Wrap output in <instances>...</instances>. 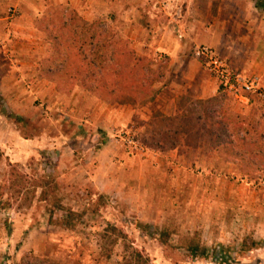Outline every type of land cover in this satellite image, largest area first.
Returning a JSON list of instances; mask_svg holds the SVG:
<instances>
[{
	"label": "rangeland",
	"instance_id": "374dc122",
	"mask_svg": "<svg viewBox=\"0 0 264 264\" xmlns=\"http://www.w3.org/2000/svg\"><path fill=\"white\" fill-rule=\"evenodd\" d=\"M1 5L7 12L0 13V181L11 160L31 185L41 180L46 188L31 186L12 208L0 211V263L19 264L32 255L52 264H131L132 246L151 264H221L213 256L219 247L238 248L253 236L262 246L245 256L230 249L229 264H264V160L255 168L257 177L249 178L234 162L209 157L207 146L166 152L155 147L179 102L199 99L194 91L203 78L184 92L180 83L187 82L175 75L183 59L199 63L204 85L212 89L204 99L216 97L218 107L229 103L242 115L256 111L264 125V99L227 93L194 55L198 46L213 47L233 68L259 76L264 90V57L254 51L264 36V11L253 9L254 0H0ZM248 8L257 14L250 20ZM73 11L110 27L112 39L138 54L168 62L153 102L110 104L81 87L63 91L47 77L48 33L61 32ZM50 182L64 210L54 211L53 194L40 201ZM68 209L82 216L73 230L65 227ZM115 227L126 238L116 240ZM163 232L171 235L170 244L161 243ZM197 232L208 259L184 250L182 236Z\"/></svg>",
	"mask_w": 264,
	"mask_h": 264
},
{
	"label": "trees",
	"instance_id": "16d2710c",
	"mask_svg": "<svg viewBox=\"0 0 264 264\" xmlns=\"http://www.w3.org/2000/svg\"><path fill=\"white\" fill-rule=\"evenodd\" d=\"M256 7L264 11V0H254ZM69 21L62 22L59 33L49 32L51 52L46 59L47 77L57 83L63 91L71 92L81 87L110 104L150 103L161 93L166 81L168 62H155L150 57L138 54L127 42L112 39L113 31L98 22H89L76 12L70 14ZM161 86V87H159ZM218 98H183L178 104L175 116L167 118L169 129L162 133L166 136L155 147L168 151L181 146L200 149L207 146L209 157H219L226 162H234L249 178L257 174L256 166L264 160V125L258 112L242 115L232 110L226 103L218 107ZM3 154L0 151V163ZM8 170L0 181V211L13 207L14 201L29 193L30 187L44 188V181L37 180L31 185L27 174L10 160ZM257 177V176H256ZM50 190L43 189L40 201H47L50 195L54 211L64 210L57 197L54 183L48 184ZM46 188V187H45ZM31 193L36 196V191ZM65 227L76 228L75 220L82 216L72 209L67 211ZM117 239L126 235L117 227L113 228ZM171 235L163 232L161 243L170 244ZM182 244L187 255L208 259L209 249L197 232L183 235ZM117 242V241H116ZM262 246V241L253 236L245 237L239 247H219L213 256L221 259V264L231 263L230 249L245 256ZM132 249L131 264H151L149 258L138 248ZM52 264L40 257L27 255L19 264Z\"/></svg>",
	"mask_w": 264,
	"mask_h": 264
},
{
	"label": "built area",
	"instance_id": "2783aa9c",
	"mask_svg": "<svg viewBox=\"0 0 264 264\" xmlns=\"http://www.w3.org/2000/svg\"><path fill=\"white\" fill-rule=\"evenodd\" d=\"M194 55L202 60L225 91L234 97L256 95L264 99V90L259 76H247L233 68L230 61L209 46H198Z\"/></svg>",
	"mask_w": 264,
	"mask_h": 264
},
{
	"label": "crops",
	"instance_id": "0c3cea01",
	"mask_svg": "<svg viewBox=\"0 0 264 264\" xmlns=\"http://www.w3.org/2000/svg\"><path fill=\"white\" fill-rule=\"evenodd\" d=\"M3 8L0 9V13H6L7 12V6H4V5H1ZM256 6H253V9H255ZM257 8V7H256ZM242 9V7H241ZM247 10V13H246V17H247V20H250L252 17H256V13L255 11H252V9L250 10L249 8L246 9ZM243 9H242V14H243ZM8 18H6V22ZM263 38L259 39L256 41V44H255V53L257 52L259 56H261V54H263V57H264V36H262ZM260 46L262 47V50H260ZM210 47V46H209ZM213 48V47H211ZM217 53L220 54V52H218L215 48H213ZM221 55V54H220ZM223 56V55H222ZM224 57V56H223ZM226 58V57H225ZM184 60V59H183ZM183 60H179L180 62L178 63L177 67L175 68V75H181L183 77V80H185L187 82V84H183V83H180L181 85L183 86H186L187 88L184 90L185 91H189L190 90V87H192V85L194 86L195 84V81L198 80L200 78V76L203 78L202 82H201V89H199L198 91H194L196 94H197V98L199 99H204V98H209L207 96H210L211 94V87L209 86H206L204 85V82H205V77L203 74H201V68H200V65L198 62L196 61H188V63H185V61L182 63L181 61ZM187 66L188 69H187V73L185 74H182L183 72V67L184 66ZM235 68V67H234ZM236 69V68H235ZM238 70V69H236ZM239 71V70H238ZM174 82L175 80H173V86H176L174 85ZM210 83L208 82V85ZM216 86V85H215ZM214 88V87H213ZM183 93V92H182ZM180 94V93H179ZM195 94V95H196ZM36 234V233H35ZM34 236V235H33ZM33 244H36V241H33L32 242ZM34 248H37L34 246ZM37 252H40L41 249L37 250ZM2 264V263H0Z\"/></svg>",
	"mask_w": 264,
	"mask_h": 264
}]
</instances>
